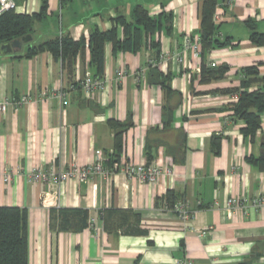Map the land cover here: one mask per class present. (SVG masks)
Segmentation results:
<instances>
[{"label": "crops", "instance_id": "crops-1", "mask_svg": "<svg viewBox=\"0 0 264 264\" xmlns=\"http://www.w3.org/2000/svg\"><path fill=\"white\" fill-rule=\"evenodd\" d=\"M14 2L19 14L42 11V0ZM47 3L34 24L33 46L58 36L83 39L73 71L49 51L0 56V100L27 98L0 113V168L12 172L9 183L0 176V207L28 210V264H264V203L253 205L264 198V165L250 161H264V116L255 137L245 136L244 121L232 113V95L223 93L240 86L246 67L263 64L264 75V47L251 42L253 31L264 34V0H217L221 45L186 52L183 66L170 59L158 68L150 66L159 56L155 43L161 56H173L188 37H199L202 0ZM136 5L159 18L160 31L142 34L137 51L107 42L99 74L90 35L116 27L118 41H125L124 27L114 20L132 21ZM203 65L227 72L201 83ZM159 74L168 78L169 90ZM86 77L104 81L105 88L85 92ZM97 153L105 156L106 168L124 157L153 163L163 174L157 184L121 172L88 182L30 180L35 169L86 166ZM168 193L175 199L171 207ZM235 197L244 199L243 208L229 209ZM177 204L189 212L188 220L173 209ZM60 210L86 211L89 226L60 230ZM120 224L147 233H125Z\"/></svg>", "mask_w": 264, "mask_h": 264}, {"label": "trees", "instance_id": "trees-1", "mask_svg": "<svg viewBox=\"0 0 264 264\" xmlns=\"http://www.w3.org/2000/svg\"><path fill=\"white\" fill-rule=\"evenodd\" d=\"M62 4L71 2L72 0H61ZM201 28H200V49L202 52L220 46L217 37L218 27L214 22L217 0H202ZM48 8L47 0H42V11L37 15L19 14L16 9L5 12L0 16V46L5 43L12 42L15 39H21L27 35L33 37L34 24L46 14ZM114 23L121 25L125 30V41L120 42L117 39V29L113 28L109 32L95 31L89 37V46L92 53L93 63L97 67L99 74L104 69V53L107 42H112L116 48L123 50L134 49L137 51L143 45L141 35L149 37L159 32L162 23L159 18L150 16L149 11L142 5H136L133 9L132 21L127 22L125 17H119ZM251 42L257 46L264 47V34L252 32ZM34 40L25 43L23 49L15 53L18 57H22V53L26 57H33L40 52L49 51L56 60H61L70 72L73 71L75 58L79 50L84 47L85 41L82 39L75 42L69 37H55L44 43L34 45ZM159 62L161 58L160 44H154ZM23 55V56H24ZM1 56V50H0ZM263 64H256L241 70V83L237 88L224 90V94H238V100L232 105L233 116L244 121L245 126L242 132L245 136L254 138L257 132L262 128V117L264 116V75L260 72ZM157 68V67H154ZM227 69L225 67L213 68L203 65L201 71V83H209L213 80L223 79ZM162 78V75L159 74ZM97 79V78H95ZM161 84L166 90H169L168 78H162ZM121 137L118 132L117 138ZM120 142V139H119ZM252 163L264 165V161L260 162L251 159ZM172 193H168L166 200L170 206L175 203V199L171 197ZM88 213L83 210H60L58 212L57 227L62 231L75 229L78 225L81 228L89 226ZM76 219H79L76 223ZM106 221V217H103ZM55 226V224H53ZM107 224L105 223V226ZM122 229L128 234L145 235L147 231L140 229L132 224H120ZM28 210L18 207H0V264H28Z\"/></svg>", "mask_w": 264, "mask_h": 264}, {"label": "built area", "instance_id": "built-area-1", "mask_svg": "<svg viewBox=\"0 0 264 264\" xmlns=\"http://www.w3.org/2000/svg\"><path fill=\"white\" fill-rule=\"evenodd\" d=\"M16 9V3L14 0H0V16L5 12ZM220 20V16L215 13L214 22L217 25ZM200 50V37L194 39L188 37L185 41L184 48L181 52L174 54L173 56L162 55L159 62H150L151 67L166 66L169 60H175L179 65H185V54L188 51H192L195 55L198 54ZM215 66V64H211ZM140 79V76H139ZM83 89L87 93H93L97 90H102L105 88V82L100 79H95L92 77H86L83 81ZM232 99L236 102L238 100V94L232 95ZM27 102V98L23 97L18 102H10L5 100H0V113L10 105L15 104L16 107L22 106ZM105 156L103 153L96 154V160L94 163L79 166L78 164H73L66 170H56L54 165H51L47 170L35 169L30 175V180L32 182H46L51 184H57L65 182L68 179H77L81 182H88L94 180L97 177L108 178L115 173H124L129 178H135L142 182H147L150 184H157L160 177L162 176V170L155 164H133L127 161L124 157H121L115 168H106L104 166ZM169 172V171H168ZM170 173V172H169ZM0 176L3 177L5 183H9L12 180V172L6 168H0ZM264 203V198H256L253 201L254 207L261 206ZM244 199L235 197L230 198L228 202L229 209L236 210L244 207ZM164 207L168 208V203H164ZM179 216L184 220L190 218L189 212L180 204H177L173 208ZM177 264H192L190 260L180 259Z\"/></svg>", "mask_w": 264, "mask_h": 264}, {"label": "water", "instance_id": "water-1", "mask_svg": "<svg viewBox=\"0 0 264 264\" xmlns=\"http://www.w3.org/2000/svg\"><path fill=\"white\" fill-rule=\"evenodd\" d=\"M32 36L27 35L21 39H15L12 42L2 44L0 46L1 54L7 55V54H13L18 53L23 49V45L25 43L32 41Z\"/></svg>", "mask_w": 264, "mask_h": 264}, {"label": "rangeland", "instance_id": "rangeland-1", "mask_svg": "<svg viewBox=\"0 0 264 264\" xmlns=\"http://www.w3.org/2000/svg\"><path fill=\"white\" fill-rule=\"evenodd\" d=\"M34 36V35H33ZM40 44V43H39ZM36 45V44H35ZM38 45V44H37Z\"/></svg>", "mask_w": 264, "mask_h": 264}]
</instances>
